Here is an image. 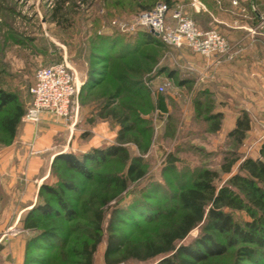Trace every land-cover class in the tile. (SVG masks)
I'll return each instance as SVG.
<instances>
[{"label":"rangeland","instance_id":"rangeland-1","mask_svg":"<svg viewBox=\"0 0 264 264\" xmlns=\"http://www.w3.org/2000/svg\"><path fill=\"white\" fill-rule=\"evenodd\" d=\"M164 1L0 0V87L17 92L26 107L30 101L27 88L34 70L64 58L74 66L81 82L76 97L77 114L62 122L63 129L48 144L36 146L35 135L40 131L35 127L31 136H21L23 126L28 123L23 116L12 137L0 127V264H82L79 250L84 243L92 244L95 236L99 242L92 254V264H107L104 250L109 236L125 237L126 246L153 241L164 218L154 220L151 214L146 218L138 213L140 209L136 212L131 209L133 221L122 216L125 222L110 229L106 222L114 202L130 208L142 200L141 195H148V202L165 210L174 204L178 186L188 184L192 173L204 168L220 170L223 160L232 156L239 160L258 156L264 138L259 133L264 126L258 118L252 119L253 127L240 144L226 136L231 119H221L220 129L211 131L212 121L206 116L216 104L211 97L201 101L195 96L201 86L197 84L198 73L185 67L187 61L197 64L192 61L190 50L137 40L146 31L133 27L142 6ZM251 1L264 17V0H239L238 8L247 10ZM169 2V16L181 10L203 30H219L216 23L209 21L208 11L218 17L216 11L231 4V0H196L204 6L197 9L192 0ZM162 67L166 68L164 72H160ZM169 70L174 71L173 77L167 75ZM184 78L189 80L182 86L178 81ZM136 80L140 88L135 87ZM159 85L164 86L163 91L157 89ZM115 113L134 128L127 135L133 141L124 146L129 156L144 160V176L118 190L102 176L124 174L126 163L122 159H112L100 166L92 180L73 172L65 173L55 165L57 176L73 178L81 187L78 199L67 193L77 216L60 227L57 242L46 244L40 239L29 243L38 234L24 227L23 219L41 201L37 196L40 183L56 179L50 174L53 156L60 150L78 154L114 143L121 127ZM4 114L0 112V125ZM168 164H173L174 171L165 169ZM237 167L238 162L231 173ZM228 176L220 173V179L214 182L219 185ZM143 188L144 194L140 193ZM105 192L114 197L100 206L96 194ZM91 196L95 198L87 206ZM95 206L102 210L98 232L94 231L89 210ZM233 213L238 219L249 220L245 211ZM198 233L199 228H194L178 244L188 243ZM238 245L198 264H235L236 260L255 264L236 256ZM249 246L264 252V248ZM158 259L142 262L130 259L115 264H155ZM257 264H264V258Z\"/></svg>","mask_w":264,"mask_h":264},{"label":"trees","instance_id":"trees-1","mask_svg":"<svg viewBox=\"0 0 264 264\" xmlns=\"http://www.w3.org/2000/svg\"><path fill=\"white\" fill-rule=\"evenodd\" d=\"M164 3L171 7L169 0H165ZM153 6H142L140 11L150 10ZM246 6L250 24L255 25L259 12L252 1L249 3V8L248 5ZM197 26L199 27L198 24ZM217 31L224 35L221 31ZM137 40L166 46L159 37L148 30L141 32ZM165 70L166 68L162 67L160 72ZM34 73L30 85L34 82ZM167 75L173 77L174 71L169 70ZM139 83V81L135 82V87L140 88ZM178 83L182 84L184 80H180ZM83 89L84 86H81V91ZM28 95L30 98L29 92ZM25 109L26 107L20 101L17 92L0 87V112L6 113L1 120L0 127L9 137L14 135ZM115 117L121 127L115 136L114 143L92 147L78 154L62 151L53 156L50 174L55 175L56 179L54 182L44 180L40 183L37 196L41 201L34 204L23 219L24 227L36 230L38 234L29 243H37L40 239L46 244L57 242L60 227L65 221H72L77 216V210L70 203L67 193L73 194L74 198L77 196L78 199L81 187L73 178L57 176L55 165H58L59 169L62 168L65 173L73 172L85 180H92L95 177V171L100 166L112 159H122L126 163L124 174L115 175L113 173L102 176L109 184L113 183L118 190L119 188L124 190L129 182L144 176V160L138 156H129L124 146L125 143L133 141L127 135L134 128L126 124V118L117 116V113H115ZM206 119L212 121L211 131L220 129L222 119L220 112L209 113ZM250 128L249 115L245 110H240L234 120L233 127L227 130L226 136L236 144H240ZM236 162H238L237 170L231 173L232 166ZM219 168L220 170L204 168L195 174L192 173L188 184L181 183L182 185L178 186L179 190L175 192L174 204L165 210L148 202V195H141L142 200L135 203L134 206H129L130 208L115 205L114 202L106 222L110 229L125 222L124 216L133 221L135 217L131 213L138 209H140L138 213L140 212L143 217L148 218L151 214L154 220L164 218L158 229L156 240L153 241L126 246L125 237L109 236L104 250L105 263L115 264L130 259L142 262L159 257L155 264H198L209 258L223 255L228 248L242 243L244 245H238L235 249L236 256L249 259L255 264L259 263L264 258V252H257L253 246L249 245H255L260 249L264 248V138L258 148L257 157L246 156L240 160L235 156L225 158ZM165 169L174 171V166L168 164ZM220 173H226L229 176L221 184L216 185L214 181L220 179ZM140 191V193H145L144 188ZM113 197L106 192L96 194V200L100 206L108 203ZM94 198L92 196L89 198L87 206ZM100 206H95L94 210L89 209L93 215L95 232H98L103 221ZM235 210L247 212L249 220L236 218L233 215ZM197 227L199 233L195 238L186 244H178L191 230ZM98 242L99 238L95 236L92 244H82L79 250V254L83 257L82 264H92V254ZM235 264H241V261L236 260Z\"/></svg>","mask_w":264,"mask_h":264},{"label":"crops","instance_id":"crops-1","mask_svg":"<svg viewBox=\"0 0 264 264\" xmlns=\"http://www.w3.org/2000/svg\"><path fill=\"white\" fill-rule=\"evenodd\" d=\"M216 13L218 17L208 11L209 21L211 24L216 23L219 31L226 36L233 57L229 60L216 57L204 58L197 52L182 47L193 53L190 57L198 65L193 64L199 75L197 84L201 87L198 88L195 96L198 100L211 97L216 107L210 113L220 112L223 120L231 119L227 130L233 127L238 112L245 110L251 119V128L247 131L249 133L254 118H258L263 124L262 127L264 126V35L250 34L246 29L239 27L251 25L249 12L245 8L240 10L236 6L226 4ZM183 80L184 83L181 85L185 86L189 79ZM67 120L43 112L39 124L34 126L28 122L23 126L21 136L25 138L31 136L36 128L40 131L35 135L36 146L48 144L55 133L63 129L62 122L66 123ZM259 133L264 137L262 128L259 129Z\"/></svg>","mask_w":264,"mask_h":264},{"label":"built area","instance_id":"built-area-1","mask_svg":"<svg viewBox=\"0 0 264 264\" xmlns=\"http://www.w3.org/2000/svg\"><path fill=\"white\" fill-rule=\"evenodd\" d=\"M192 1V5L197 9L204 8L200 2ZM231 5L238 7L239 0H231ZM258 18L259 22L255 25L239 27L246 29L250 34L264 35V17L259 14ZM133 27L153 30L166 46L177 49L187 47L204 58L229 60L233 57L229 41L224 35L215 29L199 28L194 20L181 10L177 9L169 16V7L164 2H158L151 10L140 12ZM185 67L190 71H197L188 61L185 62ZM80 83L76 69L65 58L60 62L38 67L34 73V82L28 88L30 101L23 114V120L37 123L43 112L58 118H71L73 115L75 117ZM157 89L163 91L164 86L159 85Z\"/></svg>","mask_w":264,"mask_h":264},{"label":"water","instance_id":"water-1","mask_svg":"<svg viewBox=\"0 0 264 264\" xmlns=\"http://www.w3.org/2000/svg\"><path fill=\"white\" fill-rule=\"evenodd\" d=\"M150 32H151L153 35H155V36L157 35V33L154 32L153 30H151Z\"/></svg>","mask_w":264,"mask_h":264}]
</instances>
